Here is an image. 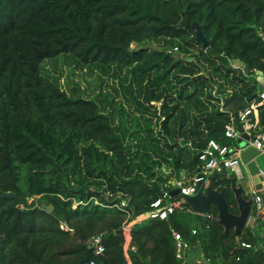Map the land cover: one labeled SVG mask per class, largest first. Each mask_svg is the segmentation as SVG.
<instances>
[{
  "label": "trees",
  "instance_id": "16d2710c",
  "mask_svg": "<svg viewBox=\"0 0 264 264\" xmlns=\"http://www.w3.org/2000/svg\"><path fill=\"white\" fill-rule=\"evenodd\" d=\"M260 33L264 0H0V264H183L173 232L214 264H264L213 203L147 217L211 140L237 142L226 126L262 100Z\"/></svg>",
  "mask_w": 264,
  "mask_h": 264
},
{
  "label": "built area",
  "instance_id": "2783aa9c",
  "mask_svg": "<svg viewBox=\"0 0 264 264\" xmlns=\"http://www.w3.org/2000/svg\"><path fill=\"white\" fill-rule=\"evenodd\" d=\"M260 35L264 41V34L260 33ZM260 97L262 99L261 101H263L264 89L260 92ZM239 121L241 123L240 127L236 126L234 123H230L226 126V136L239 142L245 133L250 136V140L248 142L249 145L256 147L260 151H264V129L260 131L255 130L254 121L252 119V107H248L239 113ZM240 151L241 148L239 147V143L237 146L235 144L221 145L219 142L211 140L206 149L200 155V159L203 162V170L201 171L203 173V177L200 178L198 175H196L191 183L187 185L180 183V193L178 198L174 201L164 202L162 198L156 200L154 203H152L151 209L147 213V217L166 219L170 213L176 210L177 207L181 206L182 203H185L181 196H190L195 194L198 191V188H201L204 182L209 179V176L214 173H224L227 176V170L233 169L239 174L241 167L244 165ZM167 195L168 193H166L164 197ZM80 203L82 202H78V204ZM114 206L124 211L126 213L127 219L132 216L131 211L128 209V203L126 200H120ZM253 210H255L256 213H264L263 195L255 194L253 197ZM62 227L67 228V225L64 224ZM126 234L129 237L127 243V248H129V228H126ZM173 234L176 239V255L179 259H182L185 255V252L191 248V245L189 242L182 239L180 233L173 232ZM90 243L96 254H101L105 251L102 235H94L91 238ZM90 263L94 264V262Z\"/></svg>",
  "mask_w": 264,
  "mask_h": 264
},
{
  "label": "crops",
  "instance_id": "0c3cea01",
  "mask_svg": "<svg viewBox=\"0 0 264 264\" xmlns=\"http://www.w3.org/2000/svg\"><path fill=\"white\" fill-rule=\"evenodd\" d=\"M257 80L259 81V84L262 87L261 89L262 91L264 89L263 76L259 72L257 75ZM262 104H264V100L253 104V107H252V119L254 121L256 131L262 130L261 125H260V109H259V107ZM251 146L252 145H248L244 147L239 146L241 148V151H240L241 158L244 162V165L241 167V171L239 172V174L236 173V171L233 169L227 170V173H228L227 177L231 179L232 190H233V184H234L233 182H235L234 185L241 188L242 195L247 199L253 198L255 194H261L264 197V188L262 190L257 189V187L261 185L264 186V181L258 182V183L255 182V177L251 175L250 170L248 169V162H245L243 159V152ZM251 160H254L256 162V165H258L264 172V151L256 152L253 155V157L250 159V161ZM195 176L193 177L186 176V183L188 184L191 183V181L193 180ZM171 183L172 185L173 183H175V185H179L182 182H177L176 184V181L173 180ZM233 192H234V195L236 196L234 190ZM211 193H213L212 181H211V178H209L207 181L204 182L203 186H201L200 194L196 193L193 201L191 202V207L194 210H198L200 212L204 210L203 205L205 204V202L203 199ZM246 226H249L252 229V231L260 237L261 239L260 247L264 249V213H256V214L252 213L250 217L248 218ZM182 261H183V264H214L210 262V260L206 258L200 252L199 249L192 248V247L185 252V255L182 258Z\"/></svg>",
  "mask_w": 264,
  "mask_h": 264
},
{
  "label": "water",
  "instance_id": "95a60500",
  "mask_svg": "<svg viewBox=\"0 0 264 264\" xmlns=\"http://www.w3.org/2000/svg\"><path fill=\"white\" fill-rule=\"evenodd\" d=\"M196 39L197 41L203 43L204 48L208 47V40L207 38L203 35L202 29L199 25H197V33H196ZM249 140H250V136L247 134H243V138L239 140V146L244 147V146H248L249 145ZM256 152H260L259 149H257L254 146H251L249 148H247L244 152H243V159L245 162H248V169L250 170V173L253 177H255V182H262L264 181V172L262 171V169L256 165V162L254 160L250 159L253 157V155ZM198 177H203V173L199 170L198 172ZM213 177V175L211 176V178ZM235 184V182H233ZM233 184V190L235 191V198L237 201V208H238V212L237 213H233L230 211V205L228 204L226 197L224 195V193L222 191H216L213 189V185H212V190L213 193L209 194L208 196H206L203 200L205 202L204 206V210H202L201 212L196 210L197 212L200 213H204L207 208L208 205L210 203H213L217 210H218V217H219V222L222 223L225 228L228 230L230 228H234L236 230V232H240L245 226L246 223L248 221V218L250 217V215L252 214L253 211V198H245L242 195L241 192V188L237 187L236 185ZM174 188L171 191L172 195H179L180 193V187L179 185H175V183H173ZM200 187V185H199ZM264 188L263 185L257 187L258 190H262ZM196 193L200 194V188H198V191ZM195 194L190 195V196H181L185 203L187 202V204H189L191 206V202L193 201ZM198 194V195H199ZM4 196H12L13 193L9 192V193H3ZM29 198V197H28ZM41 206L43 208H45L48 212L53 211V206L52 205H46V204H41ZM79 264H91L86 260H82Z\"/></svg>",
  "mask_w": 264,
  "mask_h": 264
},
{
  "label": "rangeland",
  "instance_id": "374dc122",
  "mask_svg": "<svg viewBox=\"0 0 264 264\" xmlns=\"http://www.w3.org/2000/svg\"><path fill=\"white\" fill-rule=\"evenodd\" d=\"M237 63V62H236ZM88 79H90L89 77H88ZM235 145L237 146L238 145V141L235 143ZM184 181H186V173H184L183 174V180L181 181V182H184ZM177 184V183H176ZM133 224V223H132ZM131 224V225H132Z\"/></svg>",
  "mask_w": 264,
  "mask_h": 264
}]
</instances>
